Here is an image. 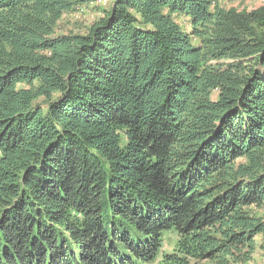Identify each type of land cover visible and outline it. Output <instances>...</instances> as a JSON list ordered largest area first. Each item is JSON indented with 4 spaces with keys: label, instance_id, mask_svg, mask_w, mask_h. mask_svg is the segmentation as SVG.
<instances>
[{
    "label": "trees",
    "instance_id": "1",
    "mask_svg": "<svg viewBox=\"0 0 264 264\" xmlns=\"http://www.w3.org/2000/svg\"><path fill=\"white\" fill-rule=\"evenodd\" d=\"M0 0V264H246L264 239V6ZM179 18L187 22L184 28Z\"/></svg>",
    "mask_w": 264,
    "mask_h": 264
},
{
    "label": "rangeland",
    "instance_id": "2",
    "mask_svg": "<svg viewBox=\"0 0 264 264\" xmlns=\"http://www.w3.org/2000/svg\"><path fill=\"white\" fill-rule=\"evenodd\" d=\"M213 6L217 5L223 9H235L237 11H251L258 7L264 6V0H212ZM108 1L100 0V2H94L92 4L83 5L78 7L74 12L63 16L60 21V29L63 32H75L83 33L86 26L90 25L92 21L101 16V9L108 8L103 6ZM180 24L187 29V22L179 18ZM255 215L264 219V207L256 209ZM162 246L161 251L154 262L149 264H156L162 253H170L176 242V233L173 229L165 231L162 234ZM256 249L251 255V259L246 264H264V239L261 236H256Z\"/></svg>",
    "mask_w": 264,
    "mask_h": 264
},
{
    "label": "bare ground",
    "instance_id": "3",
    "mask_svg": "<svg viewBox=\"0 0 264 264\" xmlns=\"http://www.w3.org/2000/svg\"><path fill=\"white\" fill-rule=\"evenodd\" d=\"M98 1H100V0H98Z\"/></svg>",
    "mask_w": 264,
    "mask_h": 264
}]
</instances>
